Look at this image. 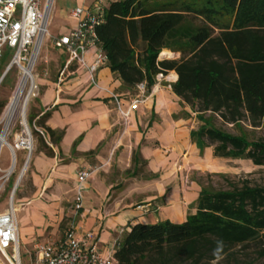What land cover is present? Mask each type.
<instances>
[{"label": "crops", "instance_id": "0c3cea01", "mask_svg": "<svg viewBox=\"0 0 264 264\" xmlns=\"http://www.w3.org/2000/svg\"><path fill=\"white\" fill-rule=\"evenodd\" d=\"M74 1L77 8L93 0ZM75 25L68 14L66 28L55 36L67 34ZM57 51L64 59L55 73H42L47 71L41 67L43 63L54 60L49 51L41 49L36 63L40 92L29 115L38 135L33 151L27 157L24 150H14L10 144L0 150L8 154L7 162L0 156L1 169L15 172L24 163L12 190L16 185V192L22 171L28 172V190L13 203L18 246L26 262L30 261L27 252L35 243L58 241L64 220L73 218L71 205L80 170H90L92 175L81 185L83 210L74 222L79 233L91 231L96 235L104 256H113L117 243L137 224L184 223L188 215L196 212L200 192L189 176L194 172H214L211 168L217 165L218 158L210 159L209 148L200 157L191 141L193 113L181 105L171 89L176 73H167L161 82L155 81L146 90L145 102L131 113L126 126L112 95L127 109L137 86L126 88L108 64L95 71L97 87L92 85L87 67L95 61L96 47L84 54V65L77 57ZM124 178L139 188L150 187L151 193L142 195L143 206L134 207L126 201L132 193L117 184ZM181 179L186 183L183 186Z\"/></svg>", "mask_w": 264, "mask_h": 264}, {"label": "trees", "instance_id": "16d2710c", "mask_svg": "<svg viewBox=\"0 0 264 264\" xmlns=\"http://www.w3.org/2000/svg\"><path fill=\"white\" fill-rule=\"evenodd\" d=\"M96 35L126 88L153 86L175 72L171 89L201 125L190 138L216 158L264 166V140L215 125L264 127V0L110 2ZM163 51L176 60L158 61ZM264 240V188L200 186L196 212L182 224H137L117 243V264H246L237 253ZM264 257V250L259 254Z\"/></svg>", "mask_w": 264, "mask_h": 264}, {"label": "built area", "instance_id": "2783aa9c", "mask_svg": "<svg viewBox=\"0 0 264 264\" xmlns=\"http://www.w3.org/2000/svg\"><path fill=\"white\" fill-rule=\"evenodd\" d=\"M118 1L132 0H93L89 5L72 9L69 16L76 21L75 27L67 34L55 36L52 40L53 48L63 51L69 56L77 57L82 65H84V54L91 48H97L94 63L87 67L90 82L96 87L93 75L99 67L108 63L107 57L100 47L96 27L104 20L106 6L110 2ZM54 7L55 0H0V61L5 56L6 50L13 51L6 70L8 72L10 68L14 67L20 76L13 95L24 77L25 71L29 70L31 74L34 71L42 46L49 34L48 27ZM163 79L164 76L158 74L155 77L156 84ZM36 89L34 83V89H32L28 102L30 99L36 98ZM136 89L138 93L127 109H123L120 100L112 95L117 111L126 126L131 113L145 102L144 96L147 90L145 83L137 85ZM4 114L0 123L3 121ZM21 126L22 130L15 135L11 148L25 150L30 155L33 149L31 135L30 132L29 134L27 132L28 126L26 128L22 121ZM10 127L13 131L15 125L12 123L8 125L6 133ZM28 137L31 139L32 148H28L26 145ZM4 146L5 144L1 143L0 150ZM91 175L92 171L90 170H80L77 173L76 192L71 205L74 216L58 241L35 243L34 248L37 251L35 264H117L113 256H104L99 251L98 240L93 232L79 233L74 222L75 217L83 210L81 185L89 180ZM0 264H19L18 227L12 203L8 205L4 213L0 214Z\"/></svg>", "mask_w": 264, "mask_h": 264}, {"label": "rangeland", "instance_id": "374dc122", "mask_svg": "<svg viewBox=\"0 0 264 264\" xmlns=\"http://www.w3.org/2000/svg\"><path fill=\"white\" fill-rule=\"evenodd\" d=\"M149 1L151 3H154V2L162 3V2H167L170 0H149ZM186 1L189 3H192L193 0H186ZM74 4H75L74 0H56L55 1V8L53 10V14H52L49 27H48L49 34L42 46L43 51L44 50L49 51L51 55H54L53 56L54 60L53 59L50 60L48 64H46L45 62L43 63V66L41 67L47 70V71H43L41 68L43 74H47V73L52 74L53 71L55 73V71L58 69V65L60 61L64 59V56L60 55L59 52L53 48L52 40H53V37H55V35H58L60 32H63L64 29L66 28L68 24V14L74 8ZM12 54H13V51L6 50L5 56L0 61V78L3 75L4 71L6 70L10 62ZM170 54L172 58H169V59L165 58L164 60H167V59L175 60V59H178L180 56L177 53L170 52ZM39 57H38V60H39ZM32 74L34 77V83L37 87V89L35 90L36 98H32L29 100L28 105L26 107L25 116H26V122H27V126L29 129L30 135H31L32 142L35 145L36 141L38 140V135L34 131L31 125L29 115L32 113V108H31L32 102L37 100L39 96V92H40L39 87L37 86L36 65L34 67V71ZM19 77L20 76H19L18 70L12 67L8 70L5 77L0 82V119L2 118V115L4 114L10 102V99L12 98V95L17 86ZM27 89H28V86L26 87L24 94H26ZM137 93L138 91H135L134 93H132L131 97L134 98ZM4 120L6 121V119ZM4 120L0 123V135L3 133V126L5 125ZM13 124L15 125L14 130L11 131L12 130L11 128L12 126H11L8 129V132L4 136V139L6 140L7 144H10L11 146L14 144L15 135L18 134L22 130L20 116H16V119L14 118L12 125ZM201 125L203 124L198 121L195 114H192L193 130H197ZM215 125L217 126V128H220L221 130L227 133L233 134V135H240L241 133H243L244 135H246L249 141L264 140V127L253 129L249 127L247 123L244 122L241 124V129H236L235 127H232L231 125H223L219 120L215 122ZM194 145L196 146V149L200 157L204 156V151L209 148V150L211 151L210 159L212 160L216 159V157L213 155V147H206L201 151L195 143ZM25 152L28 157L27 151ZM0 156L2 157L3 162L8 161V154L6 150L1 151ZM216 163L217 165L211 168V169H214V172H205V173L194 172L192 175L189 176V179L192 182L197 183L199 187L200 186L212 187L215 190H229L232 187L240 188L245 184H247L250 187L264 188V166H255L252 164L251 161L244 160V159L218 158L216 160ZM23 165L24 163H21L17 167L15 172H12V174H10L9 176H7L8 169L0 168L1 170L0 171V211L7 208L10 203H12L13 205L17 197L22 192L25 193L28 190V178H27L28 172L26 169V172L24 173V176L22 177L15 194L11 198L12 187ZM131 170L132 168L129 171ZM143 175H144L143 177H146L147 173L143 171ZM123 176L126 177V173L123 174ZM126 180L127 178L126 179L124 178L117 182L120 188L125 187L129 189V191L132 193L129 199L126 198V201L132 202L134 207L143 206L144 204H141V202L143 201L142 195L146 193H151L150 187L145 188L143 186V188H139V186L135 185L136 183L134 181L129 180V179L127 181ZM180 182L179 183L182 186H183V183L186 184L185 181L183 182V179H181ZM148 184H151V183H148ZM71 220L72 218L70 217L64 220L63 228L61 230V237L63 235L65 228L70 224ZM261 250H264V240H262V242H257L256 244L248 245L243 250L240 249L239 252L237 253V256H238V259L242 260L246 264H264V257H261L259 255L261 253ZM27 255H29L30 257L29 262H26V255L22 253L21 248H20L19 264H35L36 259H37V251L35 250V248H33L32 250H29L27 252Z\"/></svg>", "mask_w": 264, "mask_h": 264}, {"label": "bare ground", "instance_id": "6f19581e", "mask_svg": "<svg viewBox=\"0 0 264 264\" xmlns=\"http://www.w3.org/2000/svg\"><path fill=\"white\" fill-rule=\"evenodd\" d=\"M160 57L162 58H172L170 52L168 51H163L160 55ZM28 86L27 92L26 94H24V91L26 89V87ZM32 89H34V77L33 75L30 73L29 70L25 71V75L24 77L21 79V81L18 84L17 90L15 92V94L12 96L5 114L3 116V120L6 119L5 121V125H4V132L2 135H0V144L4 143L5 146L9 147V145L7 144V142L4 139V136L6 134V128L8 125H10L14 118L16 119V116H20L21 121L23 124H25L26 128H27V122H26V107H27V102L29 97L32 94ZM27 132L29 134L28 128H27ZM26 145L28 148H32V142L30 137H28L26 139ZM25 169L22 171V173L20 174V179L22 178L23 174H24ZM13 169H9L7 171V176L12 174ZM20 182V181H19Z\"/></svg>", "mask_w": 264, "mask_h": 264}, {"label": "water", "instance_id": "95a60500", "mask_svg": "<svg viewBox=\"0 0 264 264\" xmlns=\"http://www.w3.org/2000/svg\"><path fill=\"white\" fill-rule=\"evenodd\" d=\"M159 59L161 60H164L165 58H162V57H158ZM7 70L4 72V74L1 76V80L3 79V77L5 76ZM15 189H16V185L14 186L12 192H11V197L13 196L14 192H15Z\"/></svg>", "mask_w": 264, "mask_h": 264}]
</instances>
